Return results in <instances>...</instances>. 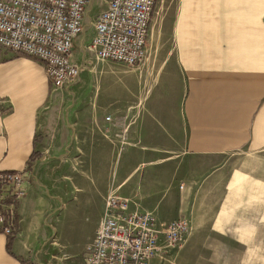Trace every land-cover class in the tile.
<instances>
[{
    "label": "crops",
    "instance_id": "obj_1",
    "mask_svg": "<svg viewBox=\"0 0 264 264\" xmlns=\"http://www.w3.org/2000/svg\"><path fill=\"white\" fill-rule=\"evenodd\" d=\"M172 1L177 28L199 33L139 66L161 74L146 107L68 102L42 62L0 51V172H30L0 264H86L110 193L188 219L170 264H264V0ZM80 144L90 171L70 161Z\"/></svg>",
    "mask_w": 264,
    "mask_h": 264
},
{
    "label": "built area",
    "instance_id": "obj_2",
    "mask_svg": "<svg viewBox=\"0 0 264 264\" xmlns=\"http://www.w3.org/2000/svg\"><path fill=\"white\" fill-rule=\"evenodd\" d=\"M158 1L107 0L91 22L94 35L83 64H77L74 45L86 35L92 0H0V51L42 62L55 92L78 84L92 59L139 67L147 57ZM29 177L28 169L0 172V233L7 237L18 233L17 204L27 195ZM131 204L114 193L106 197L102 222L84 253L86 264H153L183 248L191 232L188 219L159 222Z\"/></svg>",
    "mask_w": 264,
    "mask_h": 264
},
{
    "label": "rangeland",
    "instance_id": "obj_3",
    "mask_svg": "<svg viewBox=\"0 0 264 264\" xmlns=\"http://www.w3.org/2000/svg\"><path fill=\"white\" fill-rule=\"evenodd\" d=\"M105 1L92 0L88 16L86 17V40L91 39L93 36L94 28L91 22L94 23L95 15L99 14L105 7ZM172 5V0H159L157 3L148 40L146 59L152 55L167 56L177 53H187L189 37L192 36L194 38L197 36L195 33H199V31L177 28L181 15L172 13ZM200 36H204L203 31H200ZM83 54L84 51L80 46L75 47L72 56L73 61L75 60L83 64ZM152 64L162 65L167 63L153 62ZM159 76L161 74L149 73L145 75L140 67H128L118 63L99 62L92 59L87 68L82 72L79 83L69 89L70 93H63L68 102L84 103L88 107H92V104L123 106L124 104L131 103H140V106L146 107L148 98L153 95L151 92L157 83L156 78ZM116 140L124 141L123 138H116ZM80 146L76 150L77 153L71 156L70 161L74 165L77 163L78 167H87V171H90L92 169L89 165L90 159L86 155L87 152L85 153L84 151L86 149ZM123 164L124 156L120 155L114 160V170L121 171ZM175 261L176 258L169 257L168 261L164 263L170 264Z\"/></svg>",
    "mask_w": 264,
    "mask_h": 264
}]
</instances>
